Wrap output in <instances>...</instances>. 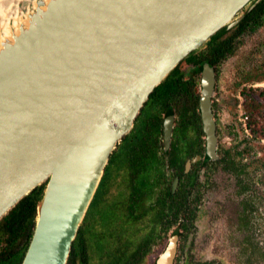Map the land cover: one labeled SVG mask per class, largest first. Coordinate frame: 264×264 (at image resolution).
Segmentation results:
<instances>
[{
  "label": "water",
  "instance_id": "95a60500",
  "mask_svg": "<svg viewBox=\"0 0 264 264\" xmlns=\"http://www.w3.org/2000/svg\"><path fill=\"white\" fill-rule=\"evenodd\" d=\"M0 1V222L45 184L21 264H67L110 158L151 93L260 0H12L5 16ZM200 74L206 153L217 159L214 67L204 62ZM174 125L166 115V149ZM178 240L154 264H174Z\"/></svg>",
  "mask_w": 264,
  "mask_h": 264
},
{
  "label": "trees",
  "instance_id": "16d2710c",
  "mask_svg": "<svg viewBox=\"0 0 264 264\" xmlns=\"http://www.w3.org/2000/svg\"><path fill=\"white\" fill-rule=\"evenodd\" d=\"M263 24L264 0H260L241 22L232 28L224 27L219 30L201 49L191 53L185 62L195 68H201L204 62L210 65H214L216 61L221 62L235 54L238 37L249 26L255 31ZM200 68L187 74L185 69L177 66L151 93L133 129L119 143L122 147L117 148L110 158L111 160L117 151H121L123 155L121 162L125 165L118 186H122L120 189L124 197L120 201L126 208V218L119 228L112 229L110 224L113 221L110 215H105L102 221L104 230L101 226L91 236H85L84 222L102 179L73 243L67 264H147L153 247L163 242V233L174 223L178 222L179 225L173 233L181 238L184 230L194 225L199 198L195 196L192 201L190 199L194 188L197 184L200 185V182H196L197 173L206 160H200V165L189 172L185 168L188 158H193L200 151L202 154L204 152V132L199 108L200 79L197 76ZM245 70L242 66L238 74L246 72ZM262 77L264 74L258 67L242 78L239 84L254 82ZM242 93L246 128L253 138L263 139L264 86H245ZM172 113L176 115V122L171 148L168 152L161 150L160 153L159 138L163 117ZM149 144L153 145V150L147 149ZM238 147L222 146L221 159L224 162L223 168L237 176L242 193L250 188L243 177L247 178L250 174V166L254 161L245 160L246 154L251 152L250 146L243 149ZM166 156L167 162L164 159ZM257 162L264 168V156H260ZM166 163L169 168H174L169 176L170 181L164 173ZM175 176L180 177V183L173 191L172 180ZM44 187L45 184H42L35 188L0 222V264L22 263L33 234L37 207ZM255 201L253 193L249 191L243 201V215L247 220L245 225L251 222ZM182 216L186 220L180 222Z\"/></svg>",
  "mask_w": 264,
  "mask_h": 264
},
{
  "label": "rangeland",
  "instance_id": "374dc122",
  "mask_svg": "<svg viewBox=\"0 0 264 264\" xmlns=\"http://www.w3.org/2000/svg\"><path fill=\"white\" fill-rule=\"evenodd\" d=\"M22 1L15 0V3L20 2L21 7ZM3 2H7L9 8L13 3L12 0H3ZM1 8H4L5 16L7 6ZM242 66L246 70L247 67L250 68L249 72L259 67L264 74V26L245 34L238 52L222 64L217 85L219 91L216 93L215 89L213 95L216 119L221 130L220 142L227 148L235 145H238L239 149L251 147V152L246 154L245 160L254 163L250 166V174L247 178L243 177L250 187L246 193L249 194L251 191L256 200L250 217L251 222L248 225L244 224L247 220L243 215L241 200L246 196L240 192L237 176L218 164H209L202 168L199 177L202 186L201 199L197 216L194 225L184 230L181 241L179 240L180 264H184L185 259L193 261V264H264V168H261L260 163L257 162L260 156H264V138H253L246 128L242 109L244 94L239 92L240 87L235 84L237 79L241 80L247 76L246 70L238 74ZM181 67L186 72L191 70L186 62L181 64ZM248 83L250 84L247 86H264V77ZM121 161V151H117L106 168L96 199L84 222L86 237L91 236L101 226L104 230L102 221L105 215H110L113 221L110 224L112 229L119 228L126 218V208L120 201L124 197L122 186H118L119 181L122 180L121 170L125 165ZM197 192L199 187L194 188L190 201ZM172 229L168 235L171 234ZM247 235L252 238L254 247L250 245L252 241ZM167 242L168 238L165 237L163 242L153 247L154 252L148 257L147 264H154Z\"/></svg>",
  "mask_w": 264,
  "mask_h": 264
},
{
  "label": "flooded vegetation",
  "instance_id": "af4514ba",
  "mask_svg": "<svg viewBox=\"0 0 264 264\" xmlns=\"http://www.w3.org/2000/svg\"><path fill=\"white\" fill-rule=\"evenodd\" d=\"M259 3V2H258ZM257 3V4H258ZM256 4V5H257ZM255 5V6H256ZM254 6V7H255ZM253 7V8H254ZM252 8V9H253ZM251 9V10H252ZM248 12V10H246L245 11V16H246V13ZM245 16L242 18V19H244L245 18ZM241 19V20H242ZM241 20L239 21V22H241ZM238 22V23H239ZM237 25V24H236ZM264 26V24L263 25H260V27L258 28V29H260V28H262ZM257 29V30H258ZM256 31V30H255ZM250 32H252V29H250V26L246 29V31L245 32H243L242 33V35L241 36H239L238 37V42H237V45H236V48H235V54L238 52V50H239V48L242 46V43H243V36L245 35V34H247V33H250ZM254 32V31H253ZM235 54H233L232 56H234ZM231 55H230V57H232ZM229 57V58H230ZM228 57L227 58H225V59H222V61L220 62V61H216V63L214 64V65H212L213 67H214V70H215V75H216V87H215V89H216V93H217V91H219V86H217L218 84H219V79H220V70H221V66H222V64L227 60V59H229ZM192 66V65H191ZM247 72V74H249V71H250V68H248L247 67V70H246ZM198 77H199V79H200V84H199V92H200V87H201V74H199V75H197ZM241 80H236V82H235V84H237L239 87H240V89H239V92H242V88L243 87H245V86H247V85H249L250 83H248V82H244L242 85H240L239 84V82H240ZM255 81V80H254ZM252 85H254V84H252ZM241 86H243V87H241ZM215 92V91H214ZM199 101H200V98H199ZM215 102H214V99H213V111H214V115H215V118H216V114H215V110H214V107H215ZM165 116L166 115H164V117H163V121H164V118H165ZM163 121H162V125H161V135H160V138H159V144H160V153H161V150L162 151H165V152H168L169 150H170V148H171V144H172V138H171V143H170V147L168 148V149H166V147H165V143H164V136H163ZM175 122H176V115H175ZM216 122H217V119H216ZM175 126V125H174ZM202 128H203V125H202ZM173 131H174V128H173ZM204 132V131H203ZM220 132H221V130L219 129V127H218V123H217V135H218V139H219V141H218V147H217V155H218V158L217 159H209L208 158V156H207V153H206V141H205V133H204V152H203V154L201 153V151L199 152V153H196V155H194L193 156V158H188L187 159V161H186V168H185V171L186 172H189L190 170H192L193 168H196L197 167V165H200L199 163L201 162L200 160H206V162H205V164H203L202 166H201V168L198 170V173H197V178H196V182L198 183V182H200L199 181V177H200V173H201V169L202 168H205L206 166H208L209 164H218V165H221L222 166V168H223V161H222V156H223V153H222V150H221V148H222V146H224V147H226L225 145H223L221 142H220ZM172 137H173V134H172ZM119 146L120 145H118V147L117 148H119ZM231 147V146H230ZM121 149V148H120ZM147 149H151V150H153V145H151V144H149L148 145V148ZM117 150V149H116ZM122 159H123V155H122ZM164 159H165V161L167 162L168 161V157L166 156V157H164ZM111 161V160H110ZM109 161V162H110ZM188 161H190V166L188 167V169H187V162ZM128 169V167H126V170ZM122 171V170H121ZM174 171V168H169V165H168V163H166L165 164V167H164V173H165V175L167 176V179L169 180L170 179V174L172 173ZM178 178V182H177V184H176V186L174 187V184H175V181H176V179ZM166 179V180H167ZM168 180L166 181V185H168L169 183H168ZM170 181V180H169ZM173 182H172V188H173V191H175L177 188H178V186H179V183H180V177L179 176H175L174 178H173V180H172ZM196 183V184H197ZM199 187V192H197L196 193V197H198L199 198V200L197 201V209H198V206H199V203H200V187H202L201 186V183H200V185H198L197 184V186H196V188H198ZM248 191V190H247ZM247 191H245V192H242V193H244L243 194V196H248L249 194L248 193H246ZM194 196V197H195ZM195 197V198H196ZM244 198V197H243ZM244 201V199H242L241 200V204H242V210L244 211V208H243V202ZM184 216V215H183ZM181 217L180 218V222H182V221H184V217ZM186 220V219H185ZM176 224H178L179 225V223L178 222H176V223H174V225H172V227H170V229H172ZM177 225V226H178ZM175 228L176 227H174L173 229H172V232H171V234H169L168 235V232L170 231V229H168L167 231H166V233H163V235L165 234V236L163 237V239H162V241H164V238L165 237H167L168 238V241H169V238L171 237V236H173V235H177L178 237H179V240L181 239V237H180V235H178V234H174L173 233V231L175 230ZM184 230V229H183ZM168 235V236H167ZM250 237V236H249ZM250 239H251V241H252V238L250 237ZM159 240H161V239H159ZM178 240V248H177V253H176V257H175V261H174V264H180V262H181V256H179V249H180V241ZM168 243V242H167ZM166 243V244H167ZM159 244V243H158ZM250 245L252 246V247H254V244H253V241L252 242H250ZM154 252V249L151 251V253L150 254H152ZM150 254L148 255V257H150ZM149 260V259H148ZM192 264L193 263V261H191L190 262V260H188V259H185V261H184V264Z\"/></svg>",
  "mask_w": 264,
  "mask_h": 264
},
{
  "label": "bare ground",
  "instance_id": "6f19581e",
  "mask_svg": "<svg viewBox=\"0 0 264 264\" xmlns=\"http://www.w3.org/2000/svg\"><path fill=\"white\" fill-rule=\"evenodd\" d=\"M12 3V2H11ZM0 5H1V2H0ZM5 6H7V5H5ZM6 11V10H5ZM6 13V12H5ZM21 24L23 25V26H21L20 27V29L22 28V27H24L26 24H28V18H27V22L26 21H21ZM11 28V27H10ZM9 28V26L5 29V31L3 32V34L5 35V36H8V38L10 37V39H13V37H14V35H16L15 34V31H11V29ZM13 32V33H12ZM16 33H17V31H16ZM13 34V35H12ZM12 35V36H11ZM18 35V34H17ZM7 38V37H6ZM13 41V40H12Z\"/></svg>",
  "mask_w": 264,
  "mask_h": 264
}]
</instances>
